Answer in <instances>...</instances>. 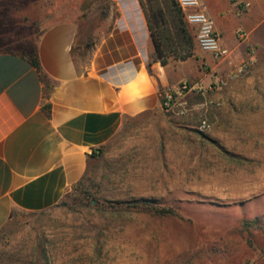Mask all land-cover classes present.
I'll list each match as a JSON object with an SVG mask.
<instances>
[{"label": "crops", "instance_id": "0c3cea01", "mask_svg": "<svg viewBox=\"0 0 264 264\" xmlns=\"http://www.w3.org/2000/svg\"><path fill=\"white\" fill-rule=\"evenodd\" d=\"M201 1L236 64L257 48L249 76L230 78L232 67L198 47L192 58L163 66L141 0H113L93 48L77 60L72 48L85 14L80 3L0 0V14L21 11L25 19L30 4L39 14L36 19L51 21L37 40L50 87L20 49L0 47V232L17 211L55 208L84 180L90 161L135 124L159 122L168 133H187L203 119L241 132L242 141H264L258 135L264 134V76L259 74L264 69V0ZM241 33L247 37L241 39ZM218 78L229 85L205 95L187 94L185 108L163 110L165 90L188 80L208 87ZM191 96L200 100L193 109ZM206 100L212 104L206 107ZM238 138L232 134L228 146H237ZM180 146L187 147L185 139Z\"/></svg>", "mask_w": 264, "mask_h": 264}, {"label": "rangeland", "instance_id": "374dc122", "mask_svg": "<svg viewBox=\"0 0 264 264\" xmlns=\"http://www.w3.org/2000/svg\"><path fill=\"white\" fill-rule=\"evenodd\" d=\"M75 1L85 13L94 0ZM26 7L25 19L0 14V47L33 45L51 22ZM191 97L189 109L200 101ZM201 121L187 133L130 127L55 208L14 213L0 232V264H264V141L209 121L201 132Z\"/></svg>", "mask_w": 264, "mask_h": 264}, {"label": "trees", "instance_id": "16d2710c", "mask_svg": "<svg viewBox=\"0 0 264 264\" xmlns=\"http://www.w3.org/2000/svg\"><path fill=\"white\" fill-rule=\"evenodd\" d=\"M111 0H94L87 7L80 23V31L72 48L77 60L84 52L91 50L95 39L103 29V23L110 13ZM147 15L151 37L156 48L157 60L167 65L171 60L186 61L195 55L196 39L184 13L176 0H141ZM37 70L43 82L50 87V81L43 72L37 50V42L20 50ZM103 153V152H102ZM101 153V154H102ZM82 181L79 183L81 184ZM165 213V210H158Z\"/></svg>", "mask_w": 264, "mask_h": 264}, {"label": "built area", "instance_id": "2783aa9c", "mask_svg": "<svg viewBox=\"0 0 264 264\" xmlns=\"http://www.w3.org/2000/svg\"><path fill=\"white\" fill-rule=\"evenodd\" d=\"M178 6L184 13L188 25L197 28V45L207 53H210L219 62H226L232 67L230 78H243L250 74L254 56L257 53L256 47L250 48L251 58L236 64L233 60V51L222 43L221 37L216 29L215 21L209 15L206 5L201 0H176ZM241 39H245L247 34L241 33ZM229 85L226 78H218L206 87L202 82L185 81L178 88L167 89L161 93L162 108L166 112H172L176 109L185 108V96L187 94H202L217 92ZM212 103L206 100L204 105L210 106ZM199 130L206 132L211 130V124L207 120H202L199 124Z\"/></svg>", "mask_w": 264, "mask_h": 264}]
</instances>
